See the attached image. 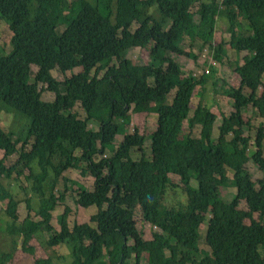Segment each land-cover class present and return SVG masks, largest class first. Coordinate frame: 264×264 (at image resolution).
Segmentation results:
<instances>
[{"label": "trees", "instance_id": "trees-1", "mask_svg": "<svg viewBox=\"0 0 264 264\" xmlns=\"http://www.w3.org/2000/svg\"><path fill=\"white\" fill-rule=\"evenodd\" d=\"M218 16L226 19L229 38L213 44ZM240 18L246 22L241 31ZM0 19L11 31L9 49L0 45V107L27 118L11 142L12 132L0 126V147L7 141L3 160L17 154L9 166L0 161V202L9 219L3 228L9 248L0 250V264L19 247L31 264H54L34 242L46 233L47 248L65 246L51 223L65 199L58 183L74 190L78 205L96 206L89 222L74 224L67 264H264V0H0ZM198 39L213 63L223 62L225 44L245 52L232 68L234 79L215 74L213 64L208 73H182ZM136 47L149 48L147 61L126 57ZM208 75L213 93L234 109L221 116L213 138L217 116L210 107L199 102L189 115L193 90ZM43 90L54 98L42 100ZM248 108L260 117L252 154ZM135 113L155 114L154 129L126 132ZM136 151L140 159L133 158ZM68 169L92 175L93 188L67 178ZM170 174L178 176L185 199L168 207L162 200L174 186ZM18 177L27 182L22 220L21 200L11 191ZM227 187L233 193L226 197ZM137 209L158 229L148 245ZM206 214L208 254L201 256L199 225Z\"/></svg>", "mask_w": 264, "mask_h": 264}, {"label": "rangeland", "instance_id": "rangeland-1", "mask_svg": "<svg viewBox=\"0 0 264 264\" xmlns=\"http://www.w3.org/2000/svg\"><path fill=\"white\" fill-rule=\"evenodd\" d=\"M73 1V0H70ZM92 1L93 0H89ZM240 22V31L245 27L246 22L243 18L239 19ZM59 31L63 29V27L58 28ZM11 37V31L8 28V25L6 22L2 19H0V45L2 46L3 50L9 49V41ZM229 38V27L226 22V19L224 17L218 16L217 21H215L214 26V32H213V44L219 43L221 40L227 41ZM224 48L226 50V55L223 59V62L221 64L212 61L211 57V51L209 48L202 44V41L200 39L196 40L194 44L191 47V51L189 52V47L185 49L186 54H190V56H187L185 64L182 67V73L186 75L189 72H192L196 75H200L202 73H208V68L210 64H213L215 69H217V72L215 74L222 76L224 78H232L234 79L232 68L236 62L242 63V57L245 54V52H240V54H237L235 50L229 47L228 44L224 45ZM148 52L149 48H141L136 47L128 52H126V57H129L135 61H147L148 60ZM34 68H31L30 72L33 73ZM82 70V67L75 68L73 71H68L67 75L70 76L73 73H77ZM54 76H57L59 78H62V75H60L58 72H53ZM212 78L210 76H207V80L204 84V86L197 85L194 90L191 97V106L192 109L190 111V114H192L193 109L195 106L202 102L204 105L210 107L211 111L214 113L215 116H217V119H215V123L212 129L211 136L212 138L217 136V125L221 121V116H227L229 115L230 111H233L232 103L230 99H228L225 96H222L220 94H214L211 88L212 85ZM40 86V85H39ZM254 89H251L253 91ZM174 94V91L168 96V101L170 102L172 99V96ZM54 98V93L51 91L43 90L41 93V99L45 101H50ZM0 104H2L0 102ZM76 110L79 112L80 117L84 118L85 113L84 111L77 106ZM246 116L250 118L251 121V146H250V153L252 154L255 151V148L252 145L254 135L256 132L257 125L260 122V117L258 114L251 108H248L246 110ZM27 123V118L20 112L10 108L5 109V107H0V126H4L7 131L12 132V135L9 136V142L13 141L16 136L20 134L22 129L24 128V125ZM156 123V115L153 113H135L132 115V122L126 126V132L129 133H136L137 130H146V129H154ZM91 127L96 129L97 125L95 123L91 124ZM183 130H187V123L184 121L183 123ZM200 131V125L195 124L193 127L192 135L198 136ZM122 139V135H116L113 142L112 147H116L119 142ZM2 145L4 148L0 147V161L2 162L3 166H9V163H12L14 160L17 159V154L11 155L5 160H3V156L5 153V144L6 140L2 139ZM20 144H18L19 147ZM83 147H86V142H83ZM145 149V155L147 158L151 157L150 149ZM262 152L264 155V139L262 141ZM111 153L109 151L106 152V156H110ZM134 159H140L141 153L140 152H134L133 155ZM248 168L250 170L254 169V165L251 161H248ZM228 177H231V172L227 171L225 172ZM64 175L67 178L78 180L82 184H84L89 189L93 188V178L90 174H82L80 169H68L64 172ZM261 176V172H256L254 175V178H258ZM170 177L172 178V181L174 182V186L167 188V192L164 195V198L162 200V204L165 206H178L180 204L184 203V192L181 188V183L179 181V178L175 174H170ZM190 186L192 188L197 187V180L195 178H191L190 180ZM23 188H27V182L23 177H18L17 180L12 184L11 191L15 194L16 198L21 200L24 198V190ZM57 190L63 192L65 194V199L63 201H60L57 206L55 207L54 211L52 212V218L51 223L53 227L59 231V233H62L65 237L64 244L65 246L49 249L44 245V240L48 238V235L46 233H41L40 235L36 236V240L34 242V245L36 246L37 252L43 251L45 254H50L53 263L54 264H67L70 261L69 258V250H70V244L73 240V226L75 223H83V222H89L91 216L93 213L96 212V206L92 205L90 207H82L78 205L75 201L76 194L74 190L70 187V189H67L64 191V186L61 185V183L57 184ZM223 193L225 196H229V193H233L232 187H227L223 190ZM222 193L223 197L225 198L224 194ZM34 197H32L33 201ZM229 199V198H225ZM242 208L246 209L245 203L241 204ZM4 204L0 202V250H8L9 248V239L8 236L4 233V226L7 222H9L8 217L6 214H4ZM17 212L19 216V220H22L26 214L27 210L25 207V202L20 201L17 207ZM206 218L204 221L199 225V250L200 255L205 256L208 254V249L205 244V234H206V225L208 221V214L205 215ZM135 218L137 221V227L140 231L141 237L144 240L145 244L148 245L153 239V234L155 233L156 228L155 225L145 221L141 215V212L139 209L136 210ZM94 225V223H92ZM259 252L264 255V251L262 249L259 250ZM7 264H31L30 255L23 253L20 250V247L17 249V251L14 253L13 258L7 263Z\"/></svg>", "mask_w": 264, "mask_h": 264}]
</instances>
